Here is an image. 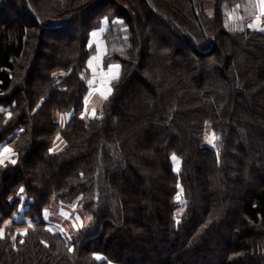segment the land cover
<instances>
[{"label":"trees","instance_id":"trees-1","mask_svg":"<svg viewBox=\"0 0 264 264\" xmlns=\"http://www.w3.org/2000/svg\"><path fill=\"white\" fill-rule=\"evenodd\" d=\"M228 1L0 0V264H264V14Z\"/></svg>","mask_w":264,"mask_h":264},{"label":"rangeland","instance_id":"rangeland-1","mask_svg":"<svg viewBox=\"0 0 264 264\" xmlns=\"http://www.w3.org/2000/svg\"><path fill=\"white\" fill-rule=\"evenodd\" d=\"M228 3H230V5L233 6V7L228 8V10L226 9V12H227L226 20L228 22H231V24H233L235 26H240L241 23H240V15H238V9H243L244 8L246 11L247 10H251V9H253V2L250 1V0H229ZM254 10L257 11V15L255 13L254 16L261 17V15H262L261 8L258 7V6L257 7L255 6ZM249 25H256V26H258V25L261 26L262 25L263 26V22L260 23V22L257 21L255 23L249 24ZM104 28H105L104 24H101V26L99 28H97L96 30H94L92 32V34L95 33L96 35H93V36L91 35L92 43L96 42V44L94 43L95 46H96L95 47L96 51L93 54V56L91 57L93 59H91L90 64L93 67L91 68L92 71L89 69V71H88L89 75L87 77V79L89 81V85H90V83H91V85L89 86V91H88V94H87L86 99H85V100H87V105L84 104V109H83V111L85 113L84 115H86V116H88V115L91 116L93 108L97 109L98 107H96V105H99V106L101 105V102L98 104V101H100V99H101L100 93L101 92L107 93V90L109 88L111 89L110 82L112 80H115V79H112V77L114 75L119 74V68L118 69L110 68V66L107 68V71H105L106 73L103 72V71L101 72L100 70H99L100 72H98V69H101V67L103 68V64L98 62V60H97L96 65L93 62L94 59H97V58L101 57L103 52L105 51L104 50L105 46H104L103 39L102 38L99 39V37H98L99 35L102 34ZM115 65H118V64L115 63L114 65H111V66H115ZM108 80H110V81H108ZM205 135H206L207 138H209L210 135H211V132H210V130L208 128L206 129ZM207 143H209V142H207ZM62 210L63 209H61V213H60V211H58V212L61 215H64L65 217L68 216L69 213L67 211L65 212V211H62ZM51 214L56 215L55 210ZM17 217H19V216L17 215L16 218ZM76 221L77 222L79 221V217L76 219ZM54 223L57 224L59 229L63 228L65 230V228L67 227V226L65 227L64 224L59 223L57 221L54 222ZM56 224H52L54 229L56 227ZM74 224H75L74 222H70L69 223V225L72 228V230H73ZM69 231L71 232V230H69Z\"/></svg>","mask_w":264,"mask_h":264},{"label":"crops","instance_id":"crops-1","mask_svg":"<svg viewBox=\"0 0 264 264\" xmlns=\"http://www.w3.org/2000/svg\"><path fill=\"white\" fill-rule=\"evenodd\" d=\"M252 2H253V9H251L250 11H248L247 12V15L246 16H250V17H248V19L246 18L245 20L244 19H241V16H240V22L241 21H244L243 23H244V25L245 24H253V23H255V22H257L258 21V19H257V16H254V14L255 13H257V11H255L254 10V8H255V6L257 7H260L261 8V5H260V3H259V0H251ZM262 10V9H261ZM255 11V12H254ZM262 12V11H261ZM239 15V14H238ZM92 36H93V34H92ZM99 37V39L101 38V35H99L98 36ZM95 44H96V42H94ZM104 46H105V44H104ZM104 50H105V48H104ZM105 52V51H104ZM104 52H103V54H104ZM94 54V53H93ZM93 54H91L90 55V57L88 58V60H87V70L89 71V69L91 70V68L93 67V66H91V64H90V61H91V59H93V58H91L92 56H93ZM103 54H102V56L101 57H99V58H97V59H94L93 60V62H94V64L96 65V63H97V60H98V62H100L101 64H102V57H103ZM90 59V60H89ZM115 63H111V64H109V65H107V66H103V68L101 67V69H98V72H105V71H107V68L109 67V66H111V65H114ZM89 65V66H88ZM100 70V71H99ZM92 71V70H91ZM106 73V72H105ZM100 74V73H99ZM104 74V73H103ZM89 75V74H88ZM107 78V77H106ZM108 81H110V80H108ZM87 83H88V85H89V81H88V79H87ZM104 84V83H103ZM90 85H91V83H90ZM89 85V86H90ZM100 93V92H99ZM100 96H101V94H100ZM102 100H103V98H102V96H101V99H100V101H98V104L100 103V102H102ZM96 107H99V105H96ZM59 146H60V142H59V140L57 139L55 142H54V144H53V146H52V149H58L59 148ZM4 148H8V149H10V151L8 152V153H6L5 155L7 156V159H4V161H3V163H5L6 161H8V160H11L12 159V150H11V146H10V143H8L7 141H3V142H1L0 143V154H3V150H4ZM3 163H0V164H3ZM47 214V212H45V215Z\"/></svg>","mask_w":264,"mask_h":264},{"label":"snow or ice","instance_id":"snow-or-ice-1","mask_svg":"<svg viewBox=\"0 0 264 264\" xmlns=\"http://www.w3.org/2000/svg\"><path fill=\"white\" fill-rule=\"evenodd\" d=\"M259 3H260V5H261L262 14H264V0H259ZM257 19L259 20V17H257ZM249 27H255V25H249ZM260 30H261V31H264V29H260ZM93 35H96V34L93 33ZM110 68H116V69H118L119 66H118V65L110 66ZM112 79H118V74H117V75H114V76L112 77ZM110 93H111V89L109 88V89L107 90V93L101 92L100 94H101L102 98H103L104 100H106L108 94H110ZM85 104L87 105V100H85ZM86 110H87V109H86ZM10 115H11V114L9 113V116H10ZM91 117H92V118H97V117H96V109H95V108H93V110H92ZM81 118H83V114H82V117H81ZM207 139H208V142H209V143H213L217 138H216L215 135L213 134L210 138H207ZM9 151H10V149H8V148H4V150H3V154H0V163H3L4 159H7V156H6L5 154L8 153ZM50 151H51V150H50ZM172 159H173V160H176V157L173 156ZM11 162L14 164V163H15V160H12ZM20 191L23 192L24 189L21 188ZM177 199L179 200V195L177 196ZM49 230H50V229H49ZM0 238H3V230H0ZM14 239H15V238H14ZM69 250L71 251V249H69ZM96 259H101V258H100V257H96Z\"/></svg>","mask_w":264,"mask_h":264},{"label":"built area","instance_id":"built-area-1","mask_svg":"<svg viewBox=\"0 0 264 264\" xmlns=\"http://www.w3.org/2000/svg\"><path fill=\"white\" fill-rule=\"evenodd\" d=\"M256 15H257V13H256Z\"/></svg>","mask_w":264,"mask_h":264}]
</instances>
